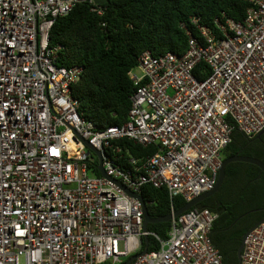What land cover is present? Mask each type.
<instances>
[{
    "label": "built area",
    "instance_id": "2783aa9c",
    "mask_svg": "<svg viewBox=\"0 0 264 264\" xmlns=\"http://www.w3.org/2000/svg\"><path fill=\"white\" fill-rule=\"evenodd\" d=\"M83 1L0 0V264H222L217 212L172 205L163 238L123 185L189 202L215 187L236 128L264 130V0H245V19L219 23L220 34L199 26L183 54L144 51L128 119L105 128L73 95L83 68L59 65L62 47L50 45L55 20ZM123 140L157 151L135 156ZM150 235L158 248L140 254ZM241 264H264V221Z\"/></svg>",
    "mask_w": 264,
    "mask_h": 264
},
{
    "label": "trees",
    "instance_id": "16d2710c",
    "mask_svg": "<svg viewBox=\"0 0 264 264\" xmlns=\"http://www.w3.org/2000/svg\"><path fill=\"white\" fill-rule=\"evenodd\" d=\"M247 8L245 0H107L102 4L86 0L55 20L50 45L62 47L59 65L83 68L73 86L83 115L100 128L121 125L128 119L137 87L129 72L144 51L156 56L168 51L183 54L190 37L202 39L199 26L220 34L219 23L228 18L243 21ZM198 68L209 71L204 62ZM123 141L135 156L157 151L154 144L144 147ZM236 154L264 161V133L250 138L236 128L222 158ZM141 194L154 218L169 214L172 205L178 210L187 203L181 196L171 199L167 188L150 184ZM197 206L219 214L212 227V241L222 254V264H238L244 235L264 218V171L250 162L229 163L221 187ZM169 227V221L148 224L149 231L163 238ZM149 241L148 250L158 248L154 236L150 235Z\"/></svg>",
    "mask_w": 264,
    "mask_h": 264
},
{
    "label": "water",
    "instance_id": "95a60500",
    "mask_svg": "<svg viewBox=\"0 0 264 264\" xmlns=\"http://www.w3.org/2000/svg\"><path fill=\"white\" fill-rule=\"evenodd\" d=\"M95 1L97 3H99V4H102V3L106 2L107 0H95ZM263 133H264V130L261 131L257 136H261ZM86 143L91 147V145L89 144V141H86ZM234 161L250 162V163L256 164L257 166H259L262 169V171H264V161H262L261 159H259L257 157L248 156V155H239V154L227 157V158L223 159V161H222V164H221V167H220V170H219V177H218V180H217V183H216L215 187L212 190L204 192L201 195H199L198 197H196V198L192 199L191 201L187 202L182 208L176 210L175 215H179V214L183 213L184 211L190 209L191 207L197 205L201 201L205 200L207 197H209L212 194H214L221 187V185H222V183L224 181V178H225V175H226V167H227V165L229 163H231V162H234ZM100 168L102 169V172L105 173L104 169H103V167L101 165H100ZM123 187L125 188V190L129 194H131L132 196H135V197H137L138 199L141 200V202L143 204L144 217H145V220H144V229L145 230L148 229V224L149 223L168 222V221H170V219L172 218V214L171 213H169V214H167L165 216H162V217H157V218L151 217L150 214H149L147 203H146L144 197L141 194H139V193H136V192H133V191L129 190L124 185H123ZM263 221H264V218L261 219L260 221H258L255 225H253V227H251L247 231V233L244 235L242 243H241V245H240V247L238 249V259H239L238 264H241L242 251H243V247H244V240H245L247 234L252 229L257 227ZM145 244H146V246H145L144 250L140 254L145 253L148 250V244H149V237L148 236H145ZM136 257H137V255L132 256L124 264L131 263V261L133 259H135Z\"/></svg>",
    "mask_w": 264,
    "mask_h": 264
},
{
    "label": "clouds",
    "instance_id": "9594fccd",
    "mask_svg": "<svg viewBox=\"0 0 264 264\" xmlns=\"http://www.w3.org/2000/svg\"><path fill=\"white\" fill-rule=\"evenodd\" d=\"M222 161H223V160H222ZM146 203H147V202H146ZM143 250H144V249H143ZM143 250H142V251H143ZM142 251H141V252H142ZM133 256H134V255H133ZM131 257H132V256H131ZM131 257H130V258H131ZM130 258H128L125 262H127ZM125 262H124V263H125ZM124 263H123V264H124Z\"/></svg>",
    "mask_w": 264,
    "mask_h": 264
},
{
    "label": "rangeland",
    "instance_id": "374dc122",
    "mask_svg": "<svg viewBox=\"0 0 264 264\" xmlns=\"http://www.w3.org/2000/svg\"><path fill=\"white\" fill-rule=\"evenodd\" d=\"M135 71V70H134ZM136 71H138V69L136 68ZM129 257H125V260H127Z\"/></svg>",
    "mask_w": 264,
    "mask_h": 264
}]
</instances>
